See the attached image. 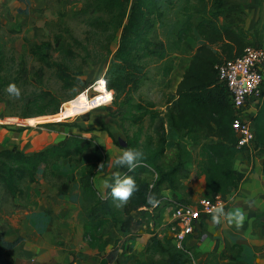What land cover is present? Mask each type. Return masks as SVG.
Listing matches in <instances>:
<instances>
[{"label": "trees", "instance_id": "16d2710c", "mask_svg": "<svg viewBox=\"0 0 264 264\" xmlns=\"http://www.w3.org/2000/svg\"><path fill=\"white\" fill-rule=\"evenodd\" d=\"M164 1L89 0L91 16L87 26L90 30L85 41L75 37L67 28L68 42L59 47L64 56L61 60L47 59L41 44H31L30 51L41 65L36 71L38 86L43 84L44 69L49 67L63 87L71 91L69 99L75 98L90 85L80 78L82 71L73 70L72 63L77 57L80 55L84 64H88L89 59L98 61L111 57L113 67L106 80L107 88L114 90L119 98L123 97L119 106L125 111L124 117L137 127L133 136L127 139L126 146L116 140L122 149L143 153V158L130 175L136 180L139 191L123 207H113L111 203L115 199L112 197V202L106 203L108 208L102 207L104 203L93 180V169L81 178L83 193L89 202L87 212L93 214L82 218L84 239L89 246L105 252L111 245L107 237L111 228L118 227L123 234L147 230L153 235L145 252L152 260L159 255L167 264H188L189 257L185 252L177 249L170 240L154 234L151 225L160 222L162 210L152 208L147 198L155 195L159 200L165 188L175 191L185 188L182 180L190 175L184 160L185 149L197 151L196 165L199 174L205 176L208 197L215 194L225 197L238 188L240 175L234 167V160L243 148L237 145L232 126L234 107L227 87L219 81L217 65L241 55L244 48L254 44L257 38L263 39L264 20L262 24L257 22L252 33L259 37L253 40V35L243 28L246 12L241 5H224L225 10L213 12L205 7L198 20L188 10L182 25L173 33L172 48L182 49L183 45H188V38L194 32L202 42L194 49L175 98L167 100V111L162 114L155 110L153 102L144 99L136 101L133 94L142 88L148 77L147 66L160 52L156 48L155 32L165 18ZM221 15L223 23L219 20ZM65 37L62 35L58 43ZM92 44L93 49L90 48ZM78 48L81 52L77 51ZM172 69L173 66H170L168 72ZM18 78V74L13 76L9 72L6 47L0 44V94ZM102 86L104 91L109 92L104 80ZM60 107L61 101L53 92L40 88L33 99L26 103L24 117L52 114ZM147 117L150 128H154L153 133L146 130ZM169 132L181 135L191 148H188V144H176L173 155L169 156ZM257 138L259 144L264 145V125L260 122L257 123ZM95 146L92 138L71 134L51 147L32 153L18 146L0 148V202L5 196L13 199L25 196V184L37 182L41 169H44L46 177L51 176L57 181L62 179L53 165L61 160L81 163L85 153ZM67 191L64 186L59 190L61 194ZM96 210H100V213L97 214ZM6 246L4 238L0 236V264L13 263ZM130 259L134 264H148L131 254ZM149 264L157 263L153 261Z\"/></svg>", "mask_w": 264, "mask_h": 264}, {"label": "rangeland", "instance_id": "374dc122", "mask_svg": "<svg viewBox=\"0 0 264 264\" xmlns=\"http://www.w3.org/2000/svg\"><path fill=\"white\" fill-rule=\"evenodd\" d=\"M88 4L89 0H0V44L6 47L9 72H11L13 76L19 75V78L14 83L21 90V96L19 98L10 96L6 92L7 87L0 94V124H18L21 123V118L27 119L22 122L32 124V121L30 122L28 119L50 116V118L47 117L44 120L34 122L33 125L48 126L50 123H58L59 125L66 124L73 127L76 125L79 126L77 123L78 120L80 122H85L93 116L94 125L88 128H78L76 126L77 128L75 127L74 129L76 130L75 134L87 136L89 131L97 130L106 131L108 135L111 136V127L117 128V131H115V140L122 139L127 141L128 138L133 136L137 127L132 124L131 120L125 119L124 117L125 111L119 106V102H121L123 97L119 98L115 93V95L112 96V102L102 103L101 101L103 98L93 99L94 101H92V98L100 94L98 88H100L99 85L101 80H107L109 72L113 67L111 57H103L98 61L89 59L88 64L82 62L80 55L77 57L72 63L73 70L77 72L82 71V74L79 75L80 78L89 82L90 85L75 98L69 99L71 91L63 87L62 83L55 77L53 70L49 67L44 69L43 84L38 86L40 84L36 71L41 65L30 51L31 44H41L43 51L47 54V59L61 60L64 58L63 54L59 51V47L68 42V34L65 32L67 28H69V31L80 40L85 41L89 36L87 32L90 28L87 26V21L90 19L91 11L89 10ZM232 4L241 5L245 10L243 28L246 32L252 29L253 20H257L256 17H254L253 20L250 19L252 18L251 14L254 16L252 10H254L255 7L259 8L260 15L258 21H260L261 24L263 23L264 0H165L163 2L165 18L163 22L158 25L155 32V37L158 42L156 48L160 52L155 55L153 61L147 66L148 77L142 88L133 94L135 100L142 101L144 99L145 101H151L155 104V110L165 114L167 111V100L171 97L175 98L174 90L176 88L177 77L181 75V72H183L185 66L189 63L194 49L202 42V39L194 32L193 35L188 38V45H183L184 47L182 49L174 50L172 48V36L174 31L182 25L189 11L194 15L195 20H198L199 16L203 14V8L205 7L207 11L213 12L216 10H225L224 5L228 7ZM219 20L223 23V15L219 17ZM248 20L249 22H247ZM255 27L256 25L253 27L254 30ZM251 34L253 35V40L255 37H259V35ZM62 35L66 37L61 39L60 43H58ZM257 39L261 40V38ZM90 48L93 49V44L90 45ZM77 51L81 52L79 48ZM170 66H173V69L169 73L168 69ZM40 88L43 90H50L57 96L58 100L61 101L60 109L52 114L24 117L26 103L33 99L34 94L39 92ZM86 103H89V108L91 109H88L89 111L84 110L85 113L70 116H66L67 113L65 116L61 114L70 106L76 105L77 107L74 109L76 110L82 105L85 106ZM72 111L73 108H71L70 112ZM13 118L17 121L13 120ZM145 123L146 130L153 133L154 128H150V120L148 117ZM90 124L91 122L89 125ZM87 137L92 138L94 142H96V146L85 153L81 163L65 160L54 164L56 172H59L58 174L62 176V179L57 181L55 178H47L44 169H41L38 173V177L43 179L45 183L48 182L50 186L47 184L45 188L41 186L42 184L39 185V183H37L35 187H31L30 184H25L27 190L25 196H21L17 199L8 198L6 196L2 198L0 202V236H2V238L9 234V217L12 218L16 216L14 222L18 224V218L22 213L28 210L30 205L40 203L41 200L39 202L37 201L39 197L49 200L51 205H60V209H75L78 211V213H74L76 214V221L82 222L83 216H87L88 214L86 206L89 204L84 196V190L81 185V178L86 172L93 169L95 171L94 176L99 173H101L102 176H107L113 171L112 175L114 173V175L124 177L133 170H130L126 165L121 167L116 166V164H114L115 161H111L112 154H110L107 148L101 147L102 145L98 143L97 135ZM168 138L170 141V147L168 149L169 156L173 155L172 151L176 149V144L182 146L188 144L187 140L174 132L170 133ZM115 144L117 145L116 142ZM118 146L119 145H117V147ZM188 147L191 148L190 146ZM100 149L101 151H99ZM196 152V149H185L184 157H186L187 161H192ZM63 186L67 188V194H61L59 192ZM110 191L104 193L99 190L98 192L99 197L104 203V205H102L104 209L108 208L106 203L109 204L112 202L110 201L112 197ZM41 192L43 193L41 194ZM108 200L109 202H107ZM69 204H71L72 207H69ZM111 205L116 208L124 206V204L118 200H114ZM51 210L52 209L46 207L44 213L39 215V220H48L52 217L57 224L60 223L62 219L60 215H55ZM96 213L99 214L100 210H96ZM74 214H71V217H73ZM91 215L93 214H88L90 217ZM35 217H37V215H35L33 219H35ZM56 230H54L55 235L57 233ZM121 234L118 227L111 228L108 232L107 237L111 240L112 246L110 248V254H114L117 260H119L118 257L120 256L118 264H134L132 262L133 260L130 259L128 251L133 248L135 239L139 236V232L135 231L131 234L128 233L126 237H123ZM56 245L63 247V245L60 244L59 237L56 239ZM5 248L9 251L11 247L8 248L6 246ZM148 257L149 258L146 257L147 260L151 261L150 256ZM147 260L142 259V261L145 262H148ZM153 261L157 264H163L165 260L162 257L156 256ZM188 264H192V261L190 263L189 260Z\"/></svg>", "mask_w": 264, "mask_h": 264}, {"label": "crops", "instance_id": "0c3cea01", "mask_svg": "<svg viewBox=\"0 0 264 264\" xmlns=\"http://www.w3.org/2000/svg\"><path fill=\"white\" fill-rule=\"evenodd\" d=\"M252 13L254 16L251 14L252 18L250 19L253 20L256 17L257 20H253L250 33L254 31L253 27L257 24L260 15L259 8L255 7ZM262 40L264 38L257 41ZM187 65L181 75L177 77L175 92L183 79ZM99 87L100 94L94 99H102L109 94L111 95V93L104 91L102 80ZM76 107V105L70 106L61 114L65 116L67 113L66 116H70L85 113L84 110L89 111L88 109H91L89 103L74 110ZM71 108H73L72 112L75 113L70 112ZM245 115L250 119L255 129L256 141L253 146L242 147L243 150L238 153L234 160V167L240 175V183L238 188L233 189L225 196L226 205L224 207L226 211L241 210L245 214V220L240 228H236L234 224L229 225L224 222L221 226L212 229L211 216H202L194 234L189 238V246L194 250L198 264H264V145L259 144L257 138V123L260 122L264 125V84L262 96L258 100L249 103ZM47 117L50 118V116H42L28 119L30 122L32 121V124L22 122L27 120L25 118H21V123L14 125L0 124V148L18 146L25 152L32 153L57 144L71 133L75 134L76 130L74 129L76 126L78 128H88L94 125L93 116L85 122L78 120L79 126L73 127L66 124L59 125L58 123H50L48 126L33 125L34 122L44 120ZM13 120L15 119L13 118ZM89 121L91 122L90 125ZM110 131L112 132L111 136L106 131L97 130L89 131L87 136L97 135L98 143L102 145L101 147L107 148L112 154L111 161H115L117 155L126 150L120 146L117 147L115 144V131H117V128L110 127ZM194 155L192 161H187L184 157L186 167L190 170L189 177L182 180L185 188L176 191L165 188L162 191L163 197L189 203H195L200 198L208 197L206 179L204 175L199 174L196 165V153ZM139 163L140 161H138ZM53 169L56 171L54 165ZM133 170L128 175H131ZM112 172L107 176H102L101 173L94 176L93 180L101 192L107 193L110 191L105 185L113 183L114 173L112 175ZM37 183L42 184L41 186L45 188L47 184L49 185L48 182L45 183L43 179L38 177V181L30 184V186L35 187ZM37 201H40V203L30 205L28 210L22 213L18 218V224L14 222L16 216L8 219L9 234L4 236V240L7 247H11L8 253L12 256V264H118L117 258H113L110 254L111 245L107 247L106 253L89 246L87 240L84 239L83 223L75 219L76 214L74 213H78V211L71 208L60 209V205H51L49 200L42 199V197H39ZM68 206L72 207L71 204ZM46 207L52 209L51 211L55 215H60L62 218L60 223L57 224L52 217L48 220H39V215L44 213ZM156 208L161 209L163 213V206ZM71 214H74V216L71 217ZM35 215L37 217L33 219ZM160 224L161 220L159 224L152 225L154 234H159V238L162 236L160 234V231H162ZM54 230L57 232L56 235ZM121 235L126 237L128 233H122ZM152 235L153 233L148 231H140L130 252L131 256L147 260L149 255L145 250ZM56 236L60 238V244L63 247L56 245ZM150 260H147L148 264L153 263V260ZM163 264H167V262L163 261Z\"/></svg>", "mask_w": 264, "mask_h": 264}, {"label": "built area", "instance_id": "2783aa9c", "mask_svg": "<svg viewBox=\"0 0 264 264\" xmlns=\"http://www.w3.org/2000/svg\"><path fill=\"white\" fill-rule=\"evenodd\" d=\"M217 68L219 81L227 87L234 107L232 126L237 137V145L239 148L253 146L256 133L245 114L249 103L258 100L263 93L264 40L247 45L241 55L224 60ZM104 81L106 89L114 96L115 91L109 90L107 81ZM112 101L113 99L110 102ZM225 205V197L221 195L203 197L195 203L162 196L156 206H163L160 237L170 240L177 249L185 252L190 263L192 261L193 264L195 261V264H198L194 250L189 246V238L194 234L202 216H209L215 206Z\"/></svg>", "mask_w": 264, "mask_h": 264}, {"label": "clouds", "instance_id": "9594fccd", "mask_svg": "<svg viewBox=\"0 0 264 264\" xmlns=\"http://www.w3.org/2000/svg\"><path fill=\"white\" fill-rule=\"evenodd\" d=\"M6 92L13 97L19 98L21 96V90L17 87L15 83H10ZM111 100V95L109 94L104 98L103 102L107 103ZM143 158V153L139 150L129 149L119 153L115 158V164L118 167L127 166L130 170L135 169L138 166V161ZM106 188H109L110 194L113 199L120 201L122 204H126L134 193L139 191V186L136 180L130 176L125 175L120 177L119 175H114V182L111 184H106ZM147 203L153 207L158 206L159 200L153 196L147 198ZM211 216V228L215 229L221 226L224 222H227L229 225H235L236 228L242 227L245 214L239 210H225L223 206H215L210 212ZM195 264V261H193Z\"/></svg>", "mask_w": 264, "mask_h": 264}, {"label": "water", "instance_id": "95a60500", "mask_svg": "<svg viewBox=\"0 0 264 264\" xmlns=\"http://www.w3.org/2000/svg\"><path fill=\"white\" fill-rule=\"evenodd\" d=\"M119 142L122 146H126L127 145V141L119 139Z\"/></svg>", "mask_w": 264, "mask_h": 264}]
</instances>
